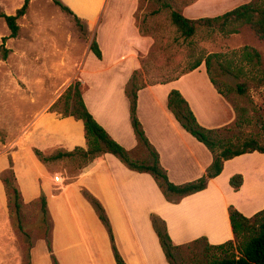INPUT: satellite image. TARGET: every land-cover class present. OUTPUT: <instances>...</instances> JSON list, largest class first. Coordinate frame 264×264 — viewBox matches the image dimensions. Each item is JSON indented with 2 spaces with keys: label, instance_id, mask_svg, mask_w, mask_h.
Returning <instances> with one entry per match:
<instances>
[{
  "label": "crops",
  "instance_id": "crops-1",
  "mask_svg": "<svg viewBox=\"0 0 264 264\" xmlns=\"http://www.w3.org/2000/svg\"><path fill=\"white\" fill-rule=\"evenodd\" d=\"M62 1L86 23L91 34L86 49L72 61L83 99L117 142L135 150L138 140L131 122L130 100L124 92L133 72L141 68L139 54L148 43L134 16L140 0ZM226 1L190 0L175 9L188 18L215 17L250 0L223 3ZM94 37L102 58L90 49ZM172 89L182 93L198 122L206 128L233 124L238 114L212 82L204 63L138 91L137 113L144 132L159 152L169 179L182 184L204 175L213 154L182 126L169 108L168 93ZM26 130L12 151L16 184L22 204L38 201L44 194L52 223L48 238L39 236L30 244V264H54L53 254L59 264H118L109 232L84 190L105 207L116 247L126 264H170L153 227L152 213L166 221L176 244L203 236L212 244H222L234 239L229 217L231 205L247 217L264 209V152L248 151L226 160L223 171L211 178L205 189L174 203L166 199L150 173L128 168L112 153L77 165L73 173L69 157L50 158L59 152L87 147L85 125L80 118L45 108L33 113ZM8 166V156H0V173ZM55 172L66 180L61 188L56 186ZM234 174L242 175L239 189L230 184ZM5 192L0 178V264H23L19 245L3 243Z\"/></svg>",
  "mask_w": 264,
  "mask_h": 264
},
{
  "label": "rangeland",
  "instance_id": "rangeland-1",
  "mask_svg": "<svg viewBox=\"0 0 264 264\" xmlns=\"http://www.w3.org/2000/svg\"><path fill=\"white\" fill-rule=\"evenodd\" d=\"M168 1L174 8H179L190 0ZM231 1L223 3L229 4ZM23 2L0 0V12L14 14ZM170 11V8L162 7L159 0L139 2L138 11L134 15L136 25L140 33L148 38V43L139 54V84L173 79L188 70L197 58L212 52L226 53L230 58L234 55L233 51L240 50L246 44L260 51L261 68H264V40L258 38L250 25L242 26L239 33L227 35L219 29L202 26L193 37L185 38L172 23ZM18 23L19 35L5 42V46L10 49L8 57L4 59L0 52V156L9 158V166L0 173L2 181L3 176L12 178L8 170L13 164L12 151L17 148L16 142L20 136L26 133L28 120L33 113L45 108L61 114L66 112L68 87L80 82L77 71L72 68V61L86 49L91 37L89 32L81 30L72 15L64 12L53 0H31L27 13ZM9 34L7 23L0 17V47L3 37ZM254 74L256 71L252 73L253 77ZM218 78L223 81L225 90L227 85L237 88L242 81V78L231 73L221 74ZM227 93L238 114L236 122L239 121L240 125L225 135L234 138L239 136V142L250 136L259 145H263L264 86L257 87L251 82L245 94L237 90ZM147 155L148 150L144 146L135 153L140 159H146ZM69 161L71 173L75 172L77 165L84 163L79 155L69 157ZM5 194L7 204L4 205L3 243L19 245L23 264H28L30 244L39 236L48 238L52 223L47 213L42 211L40 200L22 204L20 216L15 212L11 214ZM194 252L200 255L202 246L178 254L179 263L183 261V264H192Z\"/></svg>",
  "mask_w": 264,
  "mask_h": 264
},
{
  "label": "trees",
  "instance_id": "trees-1",
  "mask_svg": "<svg viewBox=\"0 0 264 264\" xmlns=\"http://www.w3.org/2000/svg\"><path fill=\"white\" fill-rule=\"evenodd\" d=\"M31 0H24L23 4L16 9L14 14L0 12V17L4 18L10 29V34L3 37L0 47L1 55L6 59L9 55V48L5 46L8 38H14L19 35L20 24L18 20L27 13ZM64 12L72 15L74 21L80 26L83 32H88L87 25L83 20L75 15L74 11L62 0H53ZM162 7L170 8L171 21L185 38L193 37L198 28L208 26L209 28L219 29L223 34L239 33L244 25H250L260 40H264V0H250L242 3L233 9L217 16H205L199 18H188L181 11L175 9L168 0H159ZM90 49L102 58V51L99 43L94 37L90 44ZM233 56L228 58L226 53L212 52L206 56L197 58L188 70H193L203 62L207 67L208 74L220 93L228 98L229 91L245 94L254 82L255 86H264V68H261L262 55L260 51L250 44H246L240 50L233 51ZM249 67V68H247ZM187 71V70H186ZM256 71L254 77L252 73ZM138 70H135L128 81L125 92L130 100V117L134 133L138 140V146L134 150H128L117 142L106 129L95 119L89 111L80 88V82L71 84L66 94V112L63 115H73L84 121L85 137L87 147H76L72 151L59 152L50 158L59 156L73 157L78 156L84 161L80 166L96 159H101L106 153H112L117 156L128 168L148 172L156 180L159 188L162 190L166 199L171 202H179L183 197L203 190L211 178L218 176L224 168L225 161L239 154L252 151L264 152V144L259 145L254 138L250 136L239 142V136H226L225 133L233 131L235 126H239V121L221 128H206L202 126L188 101L178 89H172L168 97V106L180 121L182 126L199 141L203 142L213 154V161L207 168V171L201 177L182 184L172 182L161 164L159 152L150 142L144 127L137 113L138 91L145 85L138 83ZM185 72V71H184ZM231 73L242 78L237 88L227 85V91L223 88V81L218 78L221 74ZM182 74V73H181ZM178 74L176 77L180 76ZM175 77V78H176ZM171 80V79H170ZM168 81V80H166ZM165 82V81H164ZM225 84V82H224ZM226 85V84H225ZM237 120V119H236ZM144 146L148 150L146 159H140L135 156L136 151ZM38 154L43 158L41 152ZM12 178L3 176L7 197L9 200L10 213H16L20 216L21 212V192L16 184V176L13 164L8 169ZM6 171V170H5ZM243 178L241 174H234L230 177V184L234 189H239ZM84 195L92 203L97 211L99 218L107 228L115 258L118 264H126L116 247L115 235L109 216L101 201L91 192L84 190ZM42 211L47 213L46 197L41 195ZM229 217L234 232V239L222 244H212L207 237L203 236L192 241L176 244L173 242L166 221L156 213L151 214L153 227L159 237L160 243L164 249L167 260L170 264L179 263L178 254L185 250H196L202 246L200 255L194 256L192 264H264V209L258 211L251 217L242 214L235 206H230ZM49 249L52 251L51 241L47 239ZM54 264H59L57 258L52 255ZM29 259V250L27 254ZM30 264L29 260L27 261Z\"/></svg>",
  "mask_w": 264,
  "mask_h": 264
},
{
  "label": "built area",
  "instance_id": "built-area-1",
  "mask_svg": "<svg viewBox=\"0 0 264 264\" xmlns=\"http://www.w3.org/2000/svg\"><path fill=\"white\" fill-rule=\"evenodd\" d=\"M54 180L59 188H61L65 183V178L60 173H55Z\"/></svg>",
  "mask_w": 264,
  "mask_h": 264
}]
</instances>
